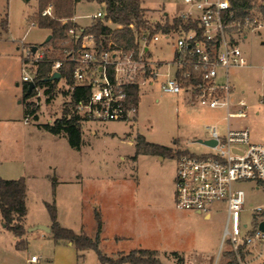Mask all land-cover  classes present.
I'll return each instance as SVG.
<instances>
[{
	"label": "rangeland",
	"instance_id": "1",
	"mask_svg": "<svg viewBox=\"0 0 264 264\" xmlns=\"http://www.w3.org/2000/svg\"><path fill=\"white\" fill-rule=\"evenodd\" d=\"M146 18L152 26L161 25L185 10L184 0H141ZM105 10L96 1H80L75 6L79 26H91L92 16ZM39 0H0V176L6 179L25 177L27 183V220H50L46 202H55L59 222L76 233L95 234V212L104 221L105 239L102 251L109 257H119L133 249H157L163 264H228L231 257L224 252L217 257L227 223L225 202H217L212 217L204 213L181 211L175 204L176 156L137 155L130 143L138 135L149 142L202 154L210 151L205 144L207 126L216 124L225 133L226 110L210 109L186 94H167L159 84L142 85L136 115L129 120H82L81 147L70 145L65 134L54 135L43 125L54 123L69 109L76 113L71 96L62 82H56V97L48 101L41 86L40 97H24L23 68L36 75L37 56H57L66 60L65 48L72 49L70 37L63 48H55L45 40L47 28L38 25ZM253 23L232 28L230 34L240 38L247 64L230 68L234 84L232 111L243 98L247 104L245 118H231L233 127L248 126L251 139L264 143V14L259 6L250 11ZM75 16V15H74ZM8 20V29L2 21ZM100 19V18H99ZM259 21L263 26L252 30ZM258 22V24H259ZM112 29L118 25L108 22ZM144 31V29H142ZM150 42L149 52L143 53L138 45V57L146 68L153 64L160 72L174 73L173 60L176 36H160ZM243 38V36H245ZM109 40V38H107ZM44 44V45H43ZM110 44V43H109ZM38 46L35 53L28 49ZM74 51H77L74 50ZM137 68L136 80L143 74ZM162 77H160V80ZM35 108V114L26 123V105ZM95 130V133L93 132ZM255 183L240 182L246 190V203L241 212V223L248 229L253 223V209L264 206V188ZM40 230H38L39 232ZM122 236V237H121ZM28 258L40 256L38 262L28 264H58L53 240L30 239ZM82 255V256H79ZM60 264H101L92 250L79 252L66 245L59 253ZM244 264H264V243L251 247L244 256Z\"/></svg>",
	"mask_w": 264,
	"mask_h": 264
},
{
	"label": "built area",
	"instance_id": "2",
	"mask_svg": "<svg viewBox=\"0 0 264 264\" xmlns=\"http://www.w3.org/2000/svg\"><path fill=\"white\" fill-rule=\"evenodd\" d=\"M184 4L185 10L177 17L185 24L194 23L196 26L160 32V36L167 38L172 34L176 36L174 57L167 63L175 67L174 73H162L161 66L156 69L152 63L146 68L142 57H138V48L126 51L110 38L105 46L102 39L97 41L93 34L84 33V27L76 25L68 31V36L76 43L72 49L65 48L66 59L73 66V82L61 72L63 60L53 63L51 74L60 72L61 77L53 80L62 82L71 98L77 86L89 90L87 97L74 106L82 120H129L136 115L137 106L130 101L127 87L138 85L140 91L142 85L153 87L156 83L164 93L186 94L210 109H225V133H221L216 124L207 126L209 136L206 139L216 141L215 145H206L210 151L178 154L174 150L177 165L175 204L181 211L204 213L206 218H211L213 206L225 202L228 218L217 257L231 252L240 264H244L243 258L251 247L264 243V230L260 226L264 221V206L252 210L251 228L242 224L240 217L245 209L246 190L239 183L250 181L255 183L254 188H264V143L252 141L248 126L233 127L230 124L231 118L247 116V104L243 98L236 102L237 108L232 111L234 84L229 75L230 68L245 66L247 58L239 43L240 38L229 32L232 28L240 29L254 22L250 13L243 21L233 19L230 0H184ZM51 14L52 5L42 11L43 16ZM105 15V10H99L92 18L104 19ZM225 18L230 21L226 22ZM72 21L76 23L75 16ZM255 22L252 30L263 26L259 21V24L257 20ZM130 27L135 29L133 24ZM158 39V33L149 39V32L144 30L136 33L135 43L137 47L141 44L143 54L149 52V43ZM31 50L28 49V55ZM43 57L44 54H39L37 59ZM139 65L144 77L142 82L136 80ZM35 77L23 68L24 84L35 83ZM160 77L163 78L160 80ZM40 87L35 84L32 96H41ZM34 114L27 113L25 122ZM32 260H38V256H33Z\"/></svg>",
	"mask_w": 264,
	"mask_h": 264
},
{
	"label": "trees",
	"instance_id": "3",
	"mask_svg": "<svg viewBox=\"0 0 264 264\" xmlns=\"http://www.w3.org/2000/svg\"><path fill=\"white\" fill-rule=\"evenodd\" d=\"M80 1H96L99 4H104L106 12L104 19L96 20L91 26L84 28V33L93 34L97 41L102 39L103 44L107 46V38H110L118 47H122L128 51L137 48L135 43L136 33H141L144 29L149 32V39L155 34L160 32L177 31L180 27L190 28L196 26L194 23L185 24L180 17L174 18L172 23L167 21L161 25L157 23L152 26L145 15V8L142 6L141 0H39L40 13L37 15L38 25L41 28L50 30L52 38L48 41L55 48H63L62 44L68 36V31L77 24L72 21L75 15V6ZM232 11L234 12L233 19L243 21L244 17L250 13L251 9L259 6L261 12L264 14V0H230ZM52 5V14L43 16L42 11L47 6ZM226 22L230 20L225 18ZM112 22L118 25L116 29L108 24ZM133 24L135 29L130 25ZM2 26L5 30L8 29V20L2 21ZM47 43V42H45ZM44 45V44H43ZM56 60H63V68L61 72L67 75L68 81L73 82L72 69L73 66L66 59H61L55 55L46 56L36 62L37 72L35 77V84L40 86H48L45 94L48 96V101L56 97V81L51 79L52 65ZM112 73V70H111ZM27 84L24 87L25 99L31 97L34 92L27 95ZM129 99L138 107L140 96L138 85L127 87ZM89 90L87 88L77 86L72 93L71 104L75 106L81 99L87 97ZM31 104L27 103L26 113H35V108H30ZM82 118L75 112L71 114L69 109L64 110L61 118H58L53 124L47 123L43 125V129L51 132L54 135L65 134L69 143L74 148H80L82 142ZM136 153L160 155L169 157L174 155V149L170 146H165L158 143L149 142L145 136L138 135L136 138ZM177 153L188 152L187 150L176 149ZM27 183L25 177L16 179H6L0 176V217L10 229L20 239L17 241V248H21L26 244L22 239L26 233L25 220L28 213L27 204ZM48 213L51 217L52 224L51 234L56 241L66 240L71 241L76 250L83 252L89 249L94 250L99 258L101 264H163L159 258L158 250L148 248H137L131 250L127 254H122L117 258L109 257L104 254L100 247L99 234L102 229V216L101 213L95 212V220L97 224V236L92 238L85 232L76 233L73 229L64 227L58 220V211L55 202H46ZM179 258L180 264H184V258L179 256L177 252L173 253ZM231 257L228 264H240L236 257L229 252Z\"/></svg>",
	"mask_w": 264,
	"mask_h": 264
},
{
	"label": "crops",
	"instance_id": "4",
	"mask_svg": "<svg viewBox=\"0 0 264 264\" xmlns=\"http://www.w3.org/2000/svg\"><path fill=\"white\" fill-rule=\"evenodd\" d=\"M100 5L102 7H104V4H100ZM75 19H76V23L78 25L79 23L77 21L76 14H75ZM81 27H83V26H81ZM47 30H48V33L50 34V30L49 29H47ZM161 67H162V65H161ZM168 71H169V69L167 70V72ZM93 132L95 133V130H93ZM130 143L134 144V146H135V143H136L135 139H132L130 141ZM142 155H146V154H142ZM147 155H149V154H147ZM49 217H50V215H49ZM58 219H60V218L58 217ZM102 222H103L102 229H101V232L99 234V239H100L99 247H100V249L102 248V243H103L104 239L106 238L104 235V221L102 220ZM39 224H43V225L50 227L52 224L51 217H50L49 221L47 219H44L43 221H38V220L28 221L27 216H26V220H25L26 233L23 235V237H21L22 239H24L26 241V244L24 246H22L21 248H17L16 243L20 238L17 237L10 229H8L6 227V224L4 223L2 218L0 217V264H28L29 260L31 262H38L40 260V256H38V260H36V261L32 260V257L35 255H33L30 259L28 258V248L30 247V244H31L30 239H37V240L40 239L42 241L53 240L55 243V255H54L55 259H54V262H57L58 264H60V262H61L60 260H62V259L60 258L59 253L66 248V245L74 246L73 243L71 241H66V240L56 241L55 239H53L51 232H46L43 230H40L38 232L39 229H36V230L30 229L34 226L39 225ZM79 233H81V232H79ZM89 236H91L92 238H95L97 236V229L95 231V234L89 235ZM155 250H157V249H155ZM101 251H102V249H101ZM82 255L78 254V257L82 256ZM125 264H130V263H125Z\"/></svg>",
	"mask_w": 264,
	"mask_h": 264
},
{
	"label": "water",
	"instance_id": "5",
	"mask_svg": "<svg viewBox=\"0 0 264 264\" xmlns=\"http://www.w3.org/2000/svg\"><path fill=\"white\" fill-rule=\"evenodd\" d=\"M52 38V35L50 34L47 39L45 40V42H48L50 41ZM32 52L35 53L38 49V46H32ZM61 77V74L60 72H55L52 76H51V79H59ZM35 86V83L33 81L29 82L28 84V89L26 91V94L29 95L31 94L32 92V89L34 88ZM198 142L202 143V144H205V145H215L216 144V141L213 140V139H199ZM261 228L264 230V221L261 222L260 224ZM31 230H36V229H39V230H43V231H46V232H51V228L49 226H46V225H43V224H39L37 226H34L32 228H30Z\"/></svg>",
	"mask_w": 264,
	"mask_h": 264
}]
</instances>
